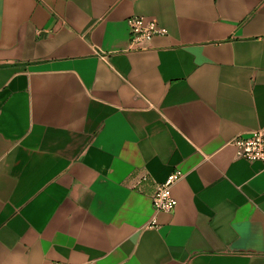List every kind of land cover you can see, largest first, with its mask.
Listing matches in <instances>:
<instances>
[{
    "label": "crops",
    "instance_id": "crops-1",
    "mask_svg": "<svg viewBox=\"0 0 264 264\" xmlns=\"http://www.w3.org/2000/svg\"><path fill=\"white\" fill-rule=\"evenodd\" d=\"M262 127L264 0H0V264H264Z\"/></svg>",
    "mask_w": 264,
    "mask_h": 264
},
{
    "label": "built area",
    "instance_id": "built-area-1",
    "mask_svg": "<svg viewBox=\"0 0 264 264\" xmlns=\"http://www.w3.org/2000/svg\"><path fill=\"white\" fill-rule=\"evenodd\" d=\"M129 29L130 49L146 50L149 47L151 38L155 35H166V29L158 23L144 16H131L127 19ZM229 144L234 147L237 158L248 162L264 163V127L248 132L247 135L237 134ZM183 177L180 171L171 173L162 183L156 185L151 197L155 212L170 213L174 211L177 201L171 194L173 186ZM145 179V178H142ZM51 264H70L66 262H52ZM82 264H94L86 262Z\"/></svg>",
    "mask_w": 264,
    "mask_h": 264
}]
</instances>
